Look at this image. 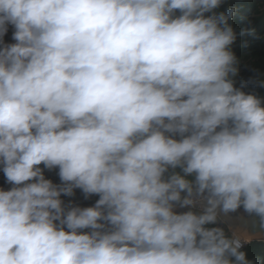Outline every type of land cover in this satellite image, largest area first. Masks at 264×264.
Here are the masks:
<instances>
[{
    "label": "clouds",
    "instance_id": "1",
    "mask_svg": "<svg viewBox=\"0 0 264 264\" xmlns=\"http://www.w3.org/2000/svg\"><path fill=\"white\" fill-rule=\"evenodd\" d=\"M222 3L0 0V264H254L264 74Z\"/></svg>",
    "mask_w": 264,
    "mask_h": 264
},
{
    "label": "trees",
    "instance_id": "2",
    "mask_svg": "<svg viewBox=\"0 0 264 264\" xmlns=\"http://www.w3.org/2000/svg\"><path fill=\"white\" fill-rule=\"evenodd\" d=\"M238 8L237 13L229 21L234 31L238 34L233 43L232 50L239 60V74L235 78V86L239 87L241 81L255 77L258 73L264 74V0H223L220 8L216 11H226L228 7ZM246 29L244 35H239L241 29ZM12 29L9 28L8 34L4 37L5 42L12 43ZM245 92H253L264 97V88L248 85L243 89ZM45 176L54 183H59L56 170L45 171ZM10 188L5 182L2 173L0 176V189ZM65 201L71 199L81 206H91L98 196H92L85 200L79 190H76L74 197H61ZM247 253L248 259L254 264H264V242H251L242 249Z\"/></svg>",
    "mask_w": 264,
    "mask_h": 264
},
{
    "label": "water",
    "instance_id": "3",
    "mask_svg": "<svg viewBox=\"0 0 264 264\" xmlns=\"http://www.w3.org/2000/svg\"><path fill=\"white\" fill-rule=\"evenodd\" d=\"M251 220H252V217H249L247 214L243 213V210L241 209L238 213L233 214L232 221L230 223L234 228H240V229L246 228L251 233L255 231L252 228ZM255 241L264 242V237L260 239H254L251 242H255Z\"/></svg>",
    "mask_w": 264,
    "mask_h": 264
},
{
    "label": "built area",
    "instance_id": "4",
    "mask_svg": "<svg viewBox=\"0 0 264 264\" xmlns=\"http://www.w3.org/2000/svg\"><path fill=\"white\" fill-rule=\"evenodd\" d=\"M2 173H3V172H2V171H0V176L2 175Z\"/></svg>",
    "mask_w": 264,
    "mask_h": 264
}]
</instances>
